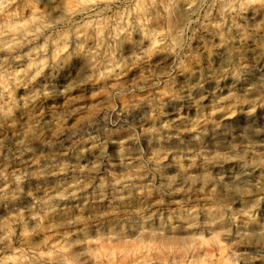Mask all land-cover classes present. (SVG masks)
Listing matches in <instances>:
<instances>
[{"label": "rangeland", "instance_id": "obj_1", "mask_svg": "<svg viewBox=\"0 0 264 264\" xmlns=\"http://www.w3.org/2000/svg\"><path fill=\"white\" fill-rule=\"evenodd\" d=\"M72 1L0 6V264H264V0Z\"/></svg>", "mask_w": 264, "mask_h": 264}, {"label": "bare ground", "instance_id": "obj_2", "mask_svg": "<svg viewBox=\"0 0 264 264\" xmlns=\"http://www.w3.org/2000/svg\"><path fill=\"white\" fill-rule=\"evenodd\" d=\"M11 0H0V6H4L5 4L9 3ZM80 0H73L72 2L77 3ZM174 0H164L163 1V6L165 9L170 8L171 3H173ZM207 0H199L200 4L203 5L204 3H206ZM229 0L225 1V7L229 8L230 4H229ZM89 11V7L86 6H82V5H76L74 7H71L67 10V16L69 18H73L79 14H84L86 12ZM186 30V24H182L178 27L175 28L174 33L172 35L169 36H165L163 38L159 39V42L161 41H165L167 40L169 42V44L173 47L175 46L176 43H178L180 37L184 34ZM10 31L9 29H5L1 34H0V38H2V36L6 33Z\"/></svg>", "mask_w": 264, "mask_h": 264}]
</instances>
